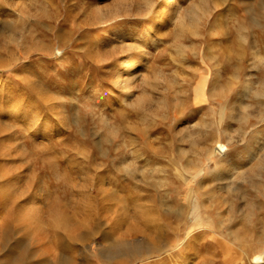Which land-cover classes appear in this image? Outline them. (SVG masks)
I'll return each instance as SVG.
<instances>
[{"label": "rangeland", "instance_id": "374dc122", "mask_svg": "<svg viewBox=\"0 0 264 264\" xmlns=\"http://www.w3.org/2000/svg\"><path fill=\"white\" fill-rule=\"evenodd\" d=\"M163 4L0 0V264H264V0Z\"/></svg>", "mask_w": 264, "mask_h": 264}, {"label": "bare ground", "instance_id": "6f19581e", "mask_svg": "<svg viewBox=\"0 0 264 264\" xmlns=\"http://www.w3.org/2000/svg\"><path fill=\"white\" fill-rule=\"evenodd\" d=\"M179 0H164V4H163V9L162 11H169L173 5H176L178 3ZM176 11V10H175ZM155 26V22L153 21L151 26L149 27V30L147 32V35L151 36V32H153L154 30V27ZM157 30V29H156ZM128 38V37H127ZM153 38V37H152ZM148 40V39H147ZM148 42V41H147ZM128 43V42H127ZM211 44V43H210ZM212 45V44H211ZM207 50H209L210 54L212 53V51L210 50V47L206 46ZM206 50V51H207ZM141 53V52H140ZM208 53V54H209ZM142 54V53H141ZM140 55V54H138ZM241 55V54H240ZM206 56V55H205ZM208 57V56H206ZM213 57L215 56H210L208 59L209 61L212 63L209 65L208 68H206V75L205 76H202V78L200 79L199 81V85L198 87L201 88V89H204L206 91V80H207V77L210 75V77H212L211 79V82H212V87H214V85H216L217 83H219L220 81H217V79L219 77H221V66L219 64V62H217V57L214 59ZM242 57V56H240ZM263 58L264 56L260 55L258 52H253L252 53V61H251V65H249L250 67L252 65H255L256 62H259V63H262L263 62ZM135 63V62H133ZM131 64L130 63H125L123 66L128 67L130 66ZM121 66V64H120ZM134 67V66H133ZM123 69V68H122ZM128 71V70H127ZM26 74V73H25ZM130 74V73H129ZM236 74V73H235ZM27 76V75H26ZM237 74L235 76H233V78H230V80H228L229 84L227 83L226 85V88H228L227 86L228 85H232L234 83V80L233 79H237ZM251 77H252V72L249 71L247 72L246 76L244 77V80L241 82V87L239 89H237V92H245L248 90L250 84H251ZM209 79V78H208ZM31 80V78L28 77V81ZM131 78L129 77H123L121 76L117 70L115 71V77H114V83L119 84L125 91V94H128L130 89H131V85H130V81ZM212 89V88H211ZM210 89V90H211ZM214 89V88H213ZM208 90V91H210ZM224 93V92H223ZM222 94V93H221ZM120 97V96H119ZM122 99H125L122 98ZM139 104V103H138ZM246 105V104H245ZM241 118V117H240ZM233 135V134H232ZM255 137V136H254ZM257 141H259L258 139H253L252 140V143H251V146H256L257 144ZM262 146V145H261ZM253 147L249 150H247V154L246 156H250L251 154V151H252ZM214 150H217V151H220L221 153H223V155L225 154L226 152V145L222 142H216V146L214 147ZM237 164L238 163H233L232 161H228L227 158H223L217 168V171L215 173V175L218 177V178H230L232 176L235 175H239V176H242V173L243 172H236V168H237ZM218 180V179H217ZM40 191V189H39ZM41 197V194L40 192H35L33 194V196L31 197V199L29 201H27V199L25 198V200L27 201L24 206H23V209L24 210H28L27 207H35L37 206V200ZM186 243V240L185 242ZM155 246V245H154ZM152 247L153 246H149L147 247V252H151L152 251ZM185 251V250H184ZM113 252V251H112ZM124 255V254H123ZM252 259L255 261V262H261V261H264V255L262 253H256ZM183 263V258L182 257H179V258H176L174 260L173 263L171 264H182Z\"/></svg>", "mask_w": 264, "mask_h": 264}]
</instances>
